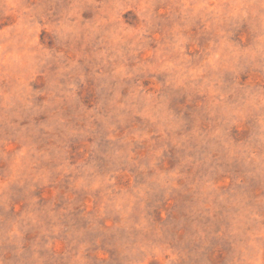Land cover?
<instances>
[{"label":"rangeland","instance_id":"1","mask_svg":"<svg viewBox=\"0 0 264 264\" xmlns=\"http://www.w3.org/2000/svg\"><path fill=\"white\" fill-rule=\"evenodd\" d=\"M0 264H264V0H0Z\"/></svg>","mask_w":264,"mask_h":264}]
</instances>
